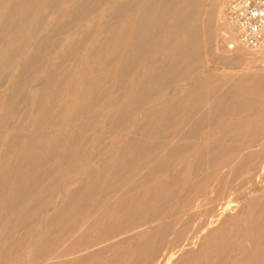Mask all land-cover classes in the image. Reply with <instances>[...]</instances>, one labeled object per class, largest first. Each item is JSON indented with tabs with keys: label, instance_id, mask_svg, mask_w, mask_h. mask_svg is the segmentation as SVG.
<instances>
[{
	"label": "bare ground",
	"instance_id": "6f19581e",
	"mask_svg": "<svg viewBox=\"0 0 264 264\" xmlns=\"http://www.w3.org/2000/svg\"><path fill=\"white\" fill-rule=\"evenodd\" d=\"M223 15L226 17L220 0H0V126L3 131H15L6 154L25 130L32 111H26L27 106L37 110L35 125L40 131L38 143L31 137L21 145L22 160L15 165L12 177L13 202L29 192L24 186L29 180L33 186L42 182L50 160L68 162L79 140L90 145V137H85L96 130L99 140L110 136L111 142L102 148L97 145L87 164L89 174L73 181L72 186L65 183L59 200L63 204L58 203L49 217V209L37 211L34 223L40 225L45 219L57 222L62 213L87 210L103 184L109 189L130 177L131 190L153 175L170 173L168 179L131 200L138 201V207L117 227V232H131L129 237L138 234L143 246L156 239L151 261L166 245L162 241L169 236L170 224L181 216L170 205L181 202L174 192L181 180V162L183 166L187 163L181 161L185 153H196L192 160L196 174L208 163L216 170V162L226 153L237 159L226 163L229 169L216 178L217 183L223 180L231 188L255 159L264 167V139L250 137L260 133L258 128H246L252 119L264 118V108L242 117L261 95L264 97V69L254 68L252 75H240L239 80L232 71L221 76L207 70L209 64L219 62V50L227 51L216 31ZM228 31V39L235 40L233 30ZM238 51L241 49L234 48L233 52ZM67 87L75 100L70 112L57 110ZM30 102L33 105H27ZM62 117L70 130L50 139L48 129L60 127ZM233 119L240 122L232 123ZM19 120L21 124L13 128L12 123ZM74 127L80 131H73ZM64 137L65 150L60 152ZM198 140L205 145H199ZM158 157L164 161L157 162ZM110 163L112 174L106 177ZM175 163H179L178 169L171 174ZM37 168L44 173L32 177ZM2 184L6 188L7 184ZM247 184L243 180L237 188ZM262 193L263 187L253 188L245 203L249 214L258 211L264 227V209L257 210L255 201ZM231 205L219 206L215 216L209 212L216 222L208 224L204 241L191 244L198 258L206 254L213 264H229L230 243L223 239L221 226L239 216ZM128 206L129 201L121 200L119 210L126 211ZM248 220L253 227L252 218ZM71 221L69 218L68 223ZM168 247L156 264H173L174 258L182 255L181 248Z\"/></svg>",
	"mask_w": 264,
	"mask_h": 264
},
{
	"label": "rangeland",
	"instance_id": "374dc122",
	"mask_svg": "<svg viewBox=\"0 0 264 264\" xmlns=\"http://www.w3.org/2000/svg\"><path fill=\"white\" fill-rule=\"evenodd\" d=\"M220 4L221 6L222 4L224 5V0H220ZM219 22V28L216 30L217 37L227 51L219 50L218 52L221 53L218 55L219 62L217 64H209L207 70L213 71L214 74L217 73L221 76L227 71H232L236 76L235 78L239 80L240 75H252L255 72L254 68L264 69V50L261 51L260 49L252 48L241 43L238 40L239 37L235 30L236 28L234 26L232 27L224 15L219 19ZM229 28L234 32L235 40L228 39ZM234 48L241 49V52H233ZM245 63H248L252 67H247V69L244 65ZM218 68H224L225 70L222 73ZM199 76L201 77L203 74L200 73ZM257 100L253 104L255 107L244 112L242 117L251 115V112L253 114L254 112L258 113L260 108H264V97L261 95ZM27 105L33 104L30 102ZM58 105L57 110L61 109L65 112H70L73 105H75V100L69 94L68 87L64 89L63 98ZM23 108L25 109L26 107ZM29 108L32 111H30L29 118L24 124L25 130L21 136L16 137L15 144L9 154H6V150L8 149L7 143L11 140L12 134L15 131H3L0 126V264H128L134 259H138L136 264H156L170 250L168 244L173 246L174 250L181 248L182 255L175 257L173 264H213L209 261V257L206 254H203L200 258L195 256L197 255L195 252L196 247H192L191 244L197 240L201 242L206 239L209 225L211 222H216L214 218L215 214H218L216 210L224 203H231L230 209H233L239 214L236 219L221 226L224 228L222 233L223 239L230 243L229 253L231 259L229 260V264H264V227L261 226L262 222L257 214L258 211L255 212L256 214H249L247 211L248 207L245 203L246 195L253 188L261 186L264 190V167L260 165V159H255L252 167L246 169L233 182L232 188L227 187L222 182L223 180L217 183L216 178L217 176L222 177L225 171L229 169L226 163L237 160L229 156L228 153L218 159L215 164V167H217L216 170L210 168L211 164L208 163L207 167H203L199 174L195 173L194 163H192V160L196 159V153L193 151L192 154L190 152L182 156L181 161L185 160L187 163L183 166L181 162V168H183L181 171V180L178 183L177 190L174 192V194L180 197L181 202L180 204L174 203L176 204L174 205L172 203L170 205L173 211L178 210L181 216L179 220H174L170 224L169 236L162 241L166 245H163L161 253L152 258L151 261L150 258L158 243L157 240L152 239L143 246L140 245L142 239L138 234L129 237L128 233L131 232L126 231V229L121 233L117 232V227L120 221L129 216L131 217L138 207V201H132H135L138 196L143 195L150 187L157 186L161 181L168 179L170 173L153 175V179L150 181H140L131 190L128 188L131 182L130 177H125L120 183L115 184L109 189L103 184L102 188L91 197L93 204L87 210L74 214L65 212L60 215L57 222L45 219L40 225H36L34 223L35 213L41 210L46 212L49 209L47 216H51L56 211L55 207L58 206V203L63 204V201L60 202L59 200L63 197L62 190L64 184L68 183L67 186H72L73 181L87 176L89 174L87 164L92 159L95 148L97 145L101 148L106 147L112 138L105 136L99 140L98 132L96 130L90 131L88 133L89 136L87 135L85 137L86 139L90 137V145H86L84 141L79 140L73 154L74 157L71 160L63 164H59L55 159L50 160L42 182L33 186V180H29L24 185L27 189H30L29 192L24 198L14 203L12 200L14 187L12 177L15 165L22 160L21 145L29 141L31 137L34 143L39 142L37 134L40 131H38L35 125L38 112L31 108V106H27L26 111ZM0 113H2L1 110ZM226 118H229V115ZM252 121L246 128H258L260 133L258 132L259 134L257 133L250 137L254 138L259 136L261 139H264V118L259 119V121L252 119ZM231 122L238 123L240 119H233ZM15 123L17 124L15 125ZM19 124H21L20 120L12 123L11 126L15 128ZM48 130L51 134L50 139H56L63 133H67L70 127L66 124V118L62 117L60 127L55 129L49 128ZM73 131L79 132L80 129L74 127ZM66 140V137L62 139V144L59 149L60 152L65 150ZM185 142L181 141V144H185ZM197 142L201 146L205 145L202 140H198ZM45 151L46 149L42 153L45 154ZM156 160L157 162L164 161L162 157H158ZM178 165L179 163L172 165L171 174L178 169ZM43 173V169L37 168L32 173V177ZM111 174L112 169L110 163L105 175L106 177H110ZM205 175L208 176L203 179ZM243 180L248 181L249 184L238 189L239 183ZM254 180H258V182ZM2 182L7 184L6 188H4ZM121 200L129 201V206L126 211L119 210ZM255 201L257 210L261 211L264 209V193L257 195ZM212 211L214 212V216L209 217L208 214ZM69 218L72 219L71 223H68ZM249 218H252L253 227L251 225L249 227L248 225ZM150 226H153V224ZM189 246L190 248H188ZM130 255L133 256L131 257ZM95 257L99 259H95Z\"/></svg>",
	"mask_w": 264,
	"mask_h": 264
},
{
	"label": "built area",
	"instance_id": "2783aa9c",
	"mask_svg": "<svg viewBox=\"0 0 264 264\" xmlns=\"http://www.w3.org/2000/svg\"><path fill=\"white\" fill-rule=\"evenodd\" d=\"M224 12L244 44L264 50V0H224Z\"/></svg>",
	"mask_w": 264,
	"mask_h": 264
}]
</instances>
